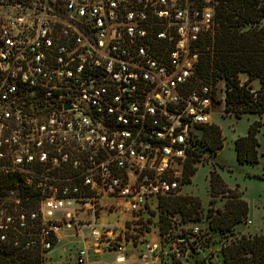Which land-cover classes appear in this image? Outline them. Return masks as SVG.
Here are the masks:
<instances>
[{
  "label": "built area",
  "instance_id": "built-area-1",
  "mask_svg": "<svg viewBox=\"0 0 264 264\" xmlns=\"http://www.w3.org/2000/svg\"><path fill=\"white\" fill-rule=\"evenodd\" d=\"M213 8L0 0V264L7 249L44 264L62 234L84 248L58 264H90L93 251L96 264H183L198 229L174 214L160 236L159 206L185 186L199 128L225 108V81L195 75Z\"/></svg>",
  "mask_w": 264,
  "mask_h": 264
},
{
  "label": "trees",
  "instance_id": "trees-1",
  "mask_svg": "<svg viewBox=\"0 0 264 264\" xmlns=\"http://www.w3.org/2000/svg\"><path fill=\"white\" fill-rule=\"evenodd\" d=\"M200 1V0H199ZM214 28L197 44L198 63L195 75L204 84L212 86L224 80L229 89L226 92L225 112L240 115H264V1L263 0H214ZM247 80L241 83L239 76ZM257 82L253 89L251 82ZM263 126L261 121L251 123L245 136L233 142L235 159L239 164L258 163L259 141L257 134ZM193 151H190L183 169V183L189 184L196 173L194 164L198 161L196 148L199 142L204 149L215 154L222 149L220 129L214 124L199 128ZM199 137V138H198ZM264 157V152L262 154ZM264 179L263 176H258ZM209 196L211 204L223 199V207L210 208L206 214L209 231L227 237L234 227L248 215V205L241 195L229 189L215 172L209 174ZM1 202V201H0ZM159 235L169 230V216L179 215L183 221L199 220L200 201L189 196L168 197L160 202ZM199 237V236H198ZM197 237V238H198ZM189 250H196L189 247ZM12 253L9 249L5 254ZM7 264H40L38 253L21 255L12 253ZM223 264H264V233L258 235L241 234L224 243L220 249ZM19 257V258H18ZM21 257V258H20ZM165 264H180L170 256Z\"/></svg>",
  "mask_w": 264,
  "mask_h": 264
},
{
  "label": "rangeland",
  "instance_id": "rangeland-1",
  "mask_svg": "<svg viewBox=\"0 0 264 264\" xmlns=\"http://www.w3.org/2000/svg\"><path fill=\"white\" fill-rule=\"evenodd\" d=\"M239 79L241 83H244L247 76L240 74ZM250 84L253 89L258 86L256 81H252ZM211 121V124L220 129L223 147L215 154H211L204 149L203 143L199 142L196 148L199 158L194 164L197 171L190 178V183L185 184L176 195L195 197L200 201L199 220L183 221L179 217L181 219L180 224H183L185 229L197 228L199 233V237H192L189 243L183 245V264H223L220 249L224 243L241 234L253 236L264 233V179L257 178L258 176L264 177V157L262 156L264 152V115L244 114L238 117L234 113L225 112L224 106H217L213 109ZM255 121L263 123L257 134L259 141L257 148L258 163L254 165L239 164L235 159L233 142L236 138L245 136L248 126ZM211 171H215L229 189L238 192L248 205L247 217L242 223L236 225L227 237L209 231L207 226L206 214L208 210L210 208L221 209L224 204V200L219 198L214 204H211V197L209 196V174ZM5 207H7L6 201H1L0 208ZM185 229L182 233L187 236L189 232ZM190 243L194 244L197 250H188L186 245ZM83 248L84 244L81 241L76 238H66L62 234L58 244L46 253L41 261L44 264H58L65 257H68L74 262L76 250ZM93 252L95 253V251ZM94 253H91L88 258L90 264L97 262ZM12 256V253L8 254V258ZM111 258L110 253L106 252L103 260L106 262L110 261Z\"/></svg>",
  "mask_w": 264,
  "mask_h": 264
},
{
  "label": "water",
  "instance_id": "water-1",
  "mask_svg": "<svg viewBox=\"0 0 264 264\" xmlns=\"http://www.w3.org/2000/svg\"><path fill=\"white\" fill-rule=\"evenodd\" d=\"M66 108H68V107L66 106Z\"/></svg>",
  "mask_w": 264,
  "mask_h": 264
}]
</instances>
